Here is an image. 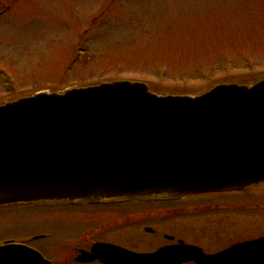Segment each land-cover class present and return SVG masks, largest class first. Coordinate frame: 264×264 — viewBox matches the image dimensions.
Here are the masks:
<instances>
[{"label": "water", "instance_id": "obj_1", "mask_svg": "<svg viewBox=\"0 0 264 264\" xmlns=\"http://www.w3.org/2000/svg\"><path fill=\"white\" fill-rule=\"evenodd\" d=\"M264 185V79L196 96L118 81L42 92L0 106V206L178 199ZM176 247L138 255L96 245L104 264H264V239L202 258ZM0 264H52L24 245Z\"/></svg>", "mask_w": 264, "mask_h": 264}, {"label": "rangeland", "instance_id": "obj_2", "mask_svg": "<svg viewBox=\"0 0 264 264\" xmlns=\"http://www.w3.org/2000/svg\"><path fill=\"white\" fill-rule=\"evenodd\" d=\"M248 62L264 71V0H0V67L15 78L12 95L106 79L193 94L210 84L204 74L224 82L248 76ZM161 71L166 79L158 84ZM183 75L187 85L179 84ZM100 211L84 204L73 213L38 204L0 209V243L43 247L56 264H70L73 247L103 221ZM163 231L190 240L219 232L237 243L264 236V211L192 218ZM44 234L50 240L31 241Z\"/></svg>", "mask_w": 264, "mask_h": 264}, {"label": "flooded vegetation", "instance_id": "obj_3", "mask_svg": "<svg viewBox=\"0 0 264 264\" xmlns=\"http://www.w3.org/2000/svg\"><path fill=\"white\" fill-rule=\"evenodd\" d=\"M121 209L128 210L123 212ZM264 211V188L227 193H207L186 196L174 200L133 201L121 205L102 206L101 219L97 225L90 226L85 233L83 243L72 249V256L67 263L81 264L76 259L81 251H91L96 243L117 246L140 255H150L161 249L190 245L198 248L203 255L216 256L234 245L253 241L264 236L234 242L220 236L199 235L192 240L163 231L178 227L187 219L233 214H246ZM203 229V228H201ZM203 240V241H202ZM134 241L136 243L134 244ZM229 261L225 264H229ZM89 264H102L95 261ZM134 264V261L131 263ZM184 264H196L193 262Z\"/></svg>", "mask_w": 264, "mask_h": 264}, {"label": "trees", "instance_id": "obj_4", "mask_svg": "<svg viewBox=\"0 0 264 264\" xmlns=\"http://www.w3.org/2000/svg\"><path fill=\"white\" fill-rule=\"evenodd\" d=\"M264 72V71H263ZM261 77H264V74H263V76H261ZM179 81L180 82H183V80L180 78L179 79ZM230 82V80L229 81H226V82H223V81H219V82H217V83H229ZM254 82V80L253 79H247L246 81H245V84H251V83H253ZM216 82L215 83H213L212 85L210 84V85H208L206 88L207 89H210L213 85H215V84H217ZM50 209H63L65 212H68V213H73V211L74 210H76V209H81V207H79L78 205H74L73 207H71V206H67V205H62L61 207H53V206H51V207H49Z\"/></svg>", "mask_w": 264, "mask_h": 264}]
</instances>
